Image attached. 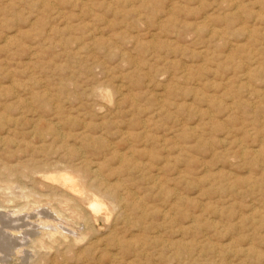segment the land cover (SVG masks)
I'll use <instances>...</instances> for the list:
<instances>
[{
	"label": "rangeland",
	"instance_id": "obj_1",
	"mask_svg": "<svg viewBox=\"0 0 264 264\" xmlns=\"http://www.w3.org/2000/svg\"><path fill=\"white\" fill-rule=\"evenodd\" d=\"M0 226V264H264V0H0Z\"/></svg>",
	"mask_w": 264,
	"mask_h": 264
},
{
	"label": "bare ground",
	"instance_id": "obj_2",
	"mask_svg": "<svg viewBox=\"0 0 264 264\" xmlns=\"http://www.w3.org/2000/svg\"><path fill=\"white\" fill-rule=\"evenodd\" d=\"M234 4V3H233ZM170 6V5H169ZM172 6V5H171ZM170 6V7H171ZM234 8H235V6H234ZM170 11V10H169ZM235 11V10H234ZM203 18H205V17H203ZM252 29V28H251ZM260 29V28H259ZM261 30V29H260ZM259 31V30H258ZM174 33V32H173ZM222 33V32H221ZM252 34V33H251ZM254 34H256V32L254 33ZM191 69V68H190ZM245 72V71H244ZM245 75V74H244ZM247 78V77H246ZM247 84V83H246ZM99 92V91H98ZM102 92V91H101ZM104 94V93H103ZM101 110V109H100ZM111 147V146H110ZM242 150V149H241ZM243 154V153H242ZM245 155V154H244ZM242 156V155H241ZM83 157V156H82ZM120 160V159H119ZM76 171V170H75ZM60 177V176H59ZM74 178V177H73ZM52 179V178H51ZM52 180H54L55 181V179H54V177H53V179ZM91 181V180H90ZM72 178H71V176L69 177V175H63L62 176V186H63V192L66 194L65 196H66V198H67V196H68V194L69 195H74L73 194V192L75 191L74 190V186L72 185ZM100 183V182H99ZM156 183V182H155ZM61 184V183H60ZM161 184V183H160ZM101 187H102V184H101ZM81 188H82V190L85 192H91L93 195H96L97 197L99 196V197H102V198H108V199H114L113 197H111L110 196V193H112V192H110L106 187H102V190H94V188H93V190L95 191V192H93L92 191V186H90V185H86L85 183L84 184H82L81 185ZM77 190V189H76ZM29 191V190H28ZM78 191V190H77ZM79 193V192H78ZM63 196V195H62ZM61 196V197H62ZM70 196V197H71ZM74 196H77V195H74ZM82 196V195H81ZM80 195H79V197H81ZM110 196V197H109ZM113 196V195H112ZM70 197H68V198H70ZM72 198V197H71ZM118 198V197H117ZM117 198H115V199H117ZM119 200V199H118ZM117 200V201H118ZM73 201H75L74 199H73ZM77 201H79V200H77ZM77 203V202H76ZM76 203L74 202L73 204H75L76 205ZM78 204V203H77ZM77 206V205H76ZM24 207V206H23ZM37 207V206H36ZM76 209H77V207H75ZM79 208V207H78ZM99 207H98V205H97V203H91V205H90V209L91 210H96V209H98ZM9 209V208H8ZM7 209V210H8ZM72 210V209H71ZM75 210V209H74ZM78 210V209H77ZM82 210V209H81ZM52 211V210H51ZM75 212V211H74ZM79 212V211H78ZM53 213V212H52ZM59 214V213H58ZM72 215V214H71ZM10 216H11V213H7L6 215H2V218H5V219H7V221L6 222H4L3 224V229H4V231L6 232H4L5 234H6V239L7 240H9L10 241V237H12V235L13 234H9V232H7V231H11L12 230V228H11V226H10V223H12L13 221L10 219ZM74 217V216H73ZM83 217V221H84V223H85V221H86V215L84 216H82ZM42 221V220H41ZM32 223V222H31ZM50 223V222H49ZM87 225V224H86ZM43 226L45 227V225H44V223H43ZM1 227V226H0ZM37 229V228H36ZM49 231V230H48ZM72 231V230H71ZM41 233H44V232H41ZM89 233V232H88ZM36 234V233H35ZM45 235V234H44ZM55 235V233L54 234H51L50 232L49 233H46V237L48 236V238H52V237H55L54 236ZM75 235V234H74ZM41 237H42V234H41ZM10 238V239H9ZM88 238V237H87ZM5 239V240H6ZM37 239L39 240V238L37 237ZM36 239V237L34 238V240L33 241H36L37 240ZM54 239V238H53ZM31 240V239H30ZM37 240V241H38ZM56 240V239H55ZM60 240V239H59ZM15 240H12V244H10V245H14V242ZM32 242V241H31ZM38 242H40V241H38ZM52 245V244H51ZM61 245V244H60ZM23 248V247H22ZM16 255V254H15ZM65 256V255H64Z\"/></svg>",
	"mask_w": 264,
	"mask_h": 264
}]
</instances>
